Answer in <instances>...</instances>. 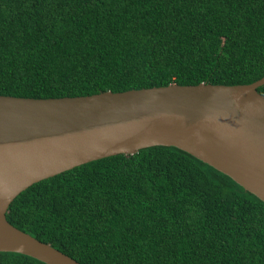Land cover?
Wrapping results in <instances>:
<instances>
[{
  "label": "trees",
  "instance_id": "trees-1",
  "mask_svg": "<svg viewBox=\"0 0 264 264\" xmlns=\"http://www.w3.org/2000/svg\"><path fill=\"white\" fill-rule=\"evenodd\" d=\"M264 75V0H0V94L60 97ZM264 95V84L257 87ZM6 219L81 264H264V201L153 145L32 183ZM0 264H46L0 251Z\"/></svg>",
  "mask_w": 264,
  "mask_h": 264
},
{
  "label": "water",
  "instance_id": "water-1",
  "mask_svg": "<svg viewBox=\"0 0 264 264\" xmlns=\"http://www.w3.org/2000/svg\"><path fill=\"white\" fill-rule=\"evenodd\" d=\"M251 83L167 85L87 95L0 94V251L46 264H81L6 219L34 182L141 148H180L264 201V95Z\"/></svg>",
  "mask_w": 264,
  "mask_h": 264
}]
</instances>
